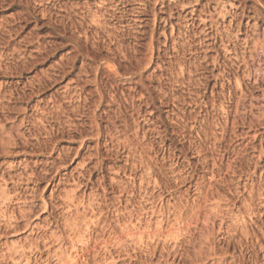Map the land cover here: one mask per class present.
<instances>
[{
    "label": "rangeland",
    "instance_id": "1",
    "mask_svg": "<svg viewBox=\"0 0 264 264\" xmlns=\"http://www.w3.org/2000/svg\"><path fill=\"white\" fill-rule=\"evenodd\" d=\"M259 1L0 0V264H264Z\"/></svg>",
    "mask_w": 264,
    "mask_h": 264
},
{
    "label": "bare ground",
    "instance_id": "2",
    "mask_svg": "<svg viewBox=\"0 0 264 264\" xmlns=\"http://www.w3.org/2000/svg\"><path fill=\"white\" fill-rule=\"evenodd\" d=\"M260 2V1H259ZM260 4H261V6H263V8H264V4L262 5V3L260 2ZM244 11V10H243Z\"/></svg>",
    "mask_w": 264,
    "mask_h": 264
}]
</instances>
